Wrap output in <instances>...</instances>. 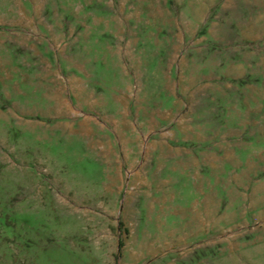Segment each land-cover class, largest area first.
Masks as SVG:
<instances>
[{"label": "rangeland", "instance_id": "1", "mask_svg": "<svg viewBox=\"0 0 264 264\" xmlns=\"http://www.w3.org/2000/svg\"><path fill=\"white\" fill-rule=\"evenodd\" d=\"M0 264H264V0H0Z\"/></svg>", "mask_w": 264, "mask_h": 264}]
</instances>
